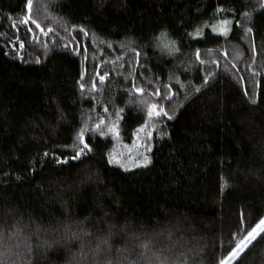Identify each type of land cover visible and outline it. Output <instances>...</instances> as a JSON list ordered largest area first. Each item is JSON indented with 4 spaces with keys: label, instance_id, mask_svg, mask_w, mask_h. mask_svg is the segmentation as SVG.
Wrapping results in <instances>:
<instances>
[{
    "label": "trees",
    "instance_id": "1",
    "mask_svg": "<svg viewBox=\"0 0 264 264\" xmlns=\"http://www.w3.org/2000/svg\"><path fill=\"white\" fill-rule=\"evenodd\" d=\"M262 2L33 0L31 18L52 28L43 36L22 23L26 0H0V224L20 221L10 238L0 235V261L99 264L103 253L94 250L109 231L114 260L117 249L134 248L133 233H157L168 264H191L194 256L216 264L226 255L242 235L241 219L247 227L264 216ZM223 27L229 31L221 36ZM161 32L168 35L157 40ZM173 40L181 51L169 54L160 45ZM82 71L89 88L96 77V92H80ZM97 72L108 73L103 85ZM133 84L144 93L130 96ZM165 84L172 96L160 103L173 119L149 120L148 103L159 97L148 93L164 94ZM101 117L118 124L120 137L86 131L95 146L90 158L57 165L51 154H74L77 132ZM149 123L150 163L110 165L116 147L131 145L136 128ZM81 228L89 235L68 238ZM240 264H264V240Z\"/></svg>",
    "mask_w": 264,
    "mask_h": 264
},
{
    "label": "snow or ice",
    "instance_id": "2",
    "mask_svg": "<svg viewBox=\"0 0 264 264\" xmlns=\"http://www.w3.org/2000/svg\"><path fill=\"white\" fill-rule=\"evenodd\" d=\"M262 7H264V2H262ZM33 7V0H26V10L28 12V15L23 16V21L22 23L25 26L28 25H35V29L39 30V33L43 36H48L52 32V28H48L47 31L42 27V25L36 20L31 18V10ZM217 11H220L218 8ZM222 25H228L230 23L229 20H222L220 22ZM239 23V22H237ZM27 31L29 33H33V28L32 27H27ZM215 31V29H213ZM229 29L227 27H223L222 30L220 31L219 35L223 36L226 35ZM247 31H251V29H248ZM79 32L83 33L84 36H87L88 33L85 31L83 27L79 28ZM168 33L166 32H161L160 37H157V40H162L163 38L167 37ZM19 39V37H17ZM33 39L39 40L38 36L33 35ZM162 49L167 50L169 54H175L177 52H180L181 49L176 47V41H169L167 43H162L160 45ZM21 52L24 49L25 45L24 42L21 40L20 45H19ZM45 47H47L45 45ZM78 50V46H77ZM13 51H15V48H13ZM21 52H16L17 56L21 55ZM87 52V49H85V53ZM256 49L255 46H253V54H255ZM5 55H8L7 52L4 53ZM137 57L141 55V53L137 52L136 53ZM196 60L203 65L205 62L201 59V53L200 50L197 49L195 53ZM39 63V59L36 61ZM139 64V60L137 61ZM215 63V61L213 62ZM141 67L143 66L142 64L140 65ZM99 65H97V68ZM210 74V73H209ZM97 76L99 79V82L101 85L104 84L105 78L108 76V73L105 72L104 74H100L97 72ZM92 83L91 87H88V81L85 79V73L82 71L80 75V79L77 81L79 84L80 92L83 94L86 91L90 93H94L97 91V84L95 83L96 77H92ZM209 81L207 77L204 79V83L207 84ZM151 83V82H149ZM164 89H166V92L162 94L160 88H156L154 92H149L148 95L152 96L154 95L155 97H159L158 100L155 102H149L148 107H147V117L149 120H154L156 118H161V117H166L168 120L173 119L171 115L167 111H165L164 106L160 103V101L164 100H170L172 96V89L169 88L167 84H165ZM145 89L136 86L133 84V87L131 91H129V95L131 96V92H135L137 95L143 94ZM197 92L200 91L199 88L196 89ZM245 96H248L249 93L245 91L244 93ZM252 104H256L257 100L256 99H251ZM108 110L105 109V112ZM124 111V109H119L116 112V118L119 120L121 118V113ZM147 124V122H145ZM107 129V132L105 131ZM86 131H91L93 135H99L100 138H104L107 134H110L111 136L115 138L120 137V131H119V126L117 123H111V124H105V120L103 117L99 119L97 123L91 126L90 129H85L81 128L79 132H77V137H78V145H74V154L72 155H64L63 153L61 156H56L55 154H51L53 156V159L55 160V163L57 165H66L69 163V161H75L77 164L83 163L86 158H90L91 153H94L95 151V146L92 144L91 141L86 142L85 140V132ZM145 133L146 138L148 141L152 139V131L151 130H146V127H138L136 128L135 132L133 133V136L136 140V147L139 149L142 144L140 141V134ZM166 135V133H165ZM82 146V147H81ZM143 147L145 151H151V145L150 144H143ZM50 153L45 152L44 156L47 157L49 156ZM142 156V164L143 166H147L150 163V159L147 155L144 153H140ZM108 163L111 165L113 163H120L119 161L116 160L115 157L109 155L108 157ZM135 166H141L140 163H137ZM120 167L124 168L125 170L127 169V166L123 163H120ZM223 187V185H222ZM20 221L16 220L12 224H0V229L3 230V232H0V235L6 234L11 237L12 234H14L19 225ZM110 227H115V225H111ZM121 231L124 230L123 226H120ZM39 229L37 228V231ZM67 231V228H66ZM241 232L242 235L236 240L235 244L230 246V250L227 251L226 255H222L221 258L216 261V264H240V261L244 258L245 254L255 245V243H258L260 240H264V216L260 217L258 221L250 226L245 227L244 226V221L241 219ZM81 235H89L87 231H84L83 228H81L78 232H74L71 234L69 239H81ZM157 233H145V239H142L138 234L133 233V239L136 241V244L134 245V248H128L124 247L122 249H117L116 251L120 252V257L117 259L112 258V252L114 250L113 245L109 243L110 239L112 238V233L109 231L108 235L105 236L103 240L100 241V244L97 245V248L94 250L96 255H100L103 253V259L99 261V264H121L122 260H127V264H142V261L144 264H153V260L155 264H168L166 259H161V249L156 248V236ZM53 243H58V241H53ZM103 245V247H101ZM51 247V245H49ZM135 249H139V251H135ZM149 249H153V257L148 258L145 256V252ZM194 252L196 250H193ZM0 264H3L2 261H0ZM183 264H189L188 261H184ZM191 264H197V261L195 259V256L192 258Z\"/></svg>",
    "mask_w": 264,
    "mask_h": 264
},
{
    "label": "rangeland",
    "instance_id": "3",
    "mask_svg": "<svg viewBox=\"0 0 264 264\" xmlns=\"http://www.w3.org/2000/svg\"><path fill=\"white\" fill-rule=\"evenodd\" d=\"M148 126H150V123L146 126V130H150ZM146 140H147L146 134L141 133L140 141L142 146L139 149L136 147V140H134V142L129 146L119 145L118 147H116V149L112 153V156L115 157L116 160L119 161L120 163L125 164L128 168L136 167L135 165L137 163L143 165L142 156L140 155V153H144L146 155V151L143 147V144L146 143ZM223 194L228 196L232 201L235 200L230 190L223 188Z\"/></svg>",
    "mask_w": 264,
    "mask_h": 264
}]
</instances>
